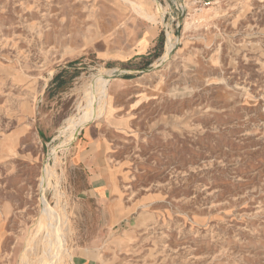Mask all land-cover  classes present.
Masks as SVG:
<instances>
[{
	"label": "rangeland",
	"instance_id": "1",
	"mask_svg": "<svg viewBox=\"0 0 264 264\" xmlns=\"http://www.w3.org/2000/svg\"><path fill=\"white\" fill-rule=\"evenodd\" d=\"M45 262L264 264V0H0V264Z\"/></svg>",
	"mask_w": 264,
	"mask_h": 264
},
{
	"label": "bare ground",
	"instance_id": "2",
	"mask_svg": "<svg viewBox=\"0 0 264 264\" xmlns=\"http://www.w3.org/2000/svg\"><path fill=\"white\" fill-rule=\"evenodd\" d=\"M173 38H174V36L172 37V35H170V37H169V39H168V44H167V49L169 50V49H171L172 47H173V45H174V41H173ZM108 73V72H107ZM106 73V74H107ZM105 74V73H104ZM104 74H103V76H104ZM109 74V73H108ZM109 78V77H108ZM108 78H102L101 79V81L98 83V85H97V90L99 91V92H101V96L100 97H98L92 104H91V106H90V108H89V112H87L82 118L81 117H79V118H81L79 121H76V128H77V131L80 129V128H82L84 125H86L87 124V122H88V120L91 118V116L93 115V113H94V111L96 110V108H99V106L101 105V104H104L105 103V101L107 100V98L105 97V95H104V90H105V84L109 81V79ZM88 110V109H87ZM73 122V121H72ZM75 129V128H74ZM46 181V180H45ZM44 182V181H43ZM46 183V182H45ZM42 197V196H41ZM41 201H42V203H43V209L41 210V211H43V214H45L47 217V219H48V221H47V223H46V225L44 224L45 223V219H43V223H41L42 225L44 224V228H46L45 229V231H43L45 234L43 235L42 233L43 232H40L44 237V240H46V244H47V242L49 243V246L45 249L46 250V253L47 254H52L53 252H55L54 251V249L56 248L55 246H53V244H55V243H57V244H59V242H60V238H61V236H60V234H59V232H58V230H59V228H58V225H57V222H56V218H55V216L53 215V211H52V209H50L47 205H46V200H45V197L43 196L42 198H41ZM56 215V214H55ZM43 216H41L40 218H42ZM42 220V219H41ZM39 221V220H38ZM39 227V226H38ZM41 228H42V226H41ZM44 228H43V230H44ZM39 230H40V227H39ZM60 231V230H59ZM39 233V234H40ZM35 237V236H34ZM41 237V236H40ZM39 237V238H40ZM36 241V240H35ZM40 241H41V239H40ZM39 241V242H40ZM43 241V240H42ZM32 242V241H31ZM43 242V243H44ZM36 243V242H35ZM30 244H32V243H30ZM43 245V244H42ZM41 245V246H42ZM45 245V244H44ZM60 246H61V242H60V244H59ZM59 245H57V247H59ZM28 246H29V244H28ZM27 246V247H28ZM55 247V248H54ZM30 248V247H29ZM33 248V247H32ZM44 249V248H43ZM28 250V249H27ZM33 250V249H32ZM36 250V249H35ZM44 250V251H45ZM43 251V250H42ZM42 253V252H41ZM43 254V253H42ZM54 254V253H53ZM57 254H55V256H56ZM39 258H41V257H39ZM46 259V258H45ZM44 259V260H45ZM56 259V258H55ZM58 259V258H57ZM57 259H56V261H57ZM47 260V259H46ZM45 260V261H46ZM49 260V259H48ZM42 261H43V259H42ZM52 261V260H51ZM50 261V262H51ZM41 261H39V263H40ZM48 262V261H47ZM47 262H45L46 264H47ZM49 262V264H51ZM59 262H60V259H59ZM43 263H44V261H43ZM55 263H57V262H55Z\"/></svg>",
	"mask_w": 264,
	"mask_h": 264
},
{
	"label": "trees",
	"instance_id": "3",
	"mask_svg": "<svg viewBox=\"0 0 264 264\" xmlns=\"http://www.w3.org/2000/svg\"><path fill=\"white\" fill-rule=\"evenodd\" d=\"M58 78V77H57Z\"/></svg>",
	"mask_w": 264,
	"mask_h": 264
}]
</instances>
